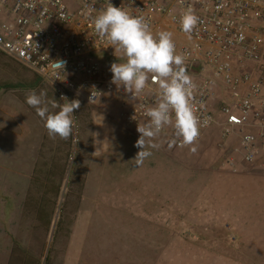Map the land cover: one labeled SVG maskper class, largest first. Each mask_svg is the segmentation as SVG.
<instances>
[{"label":"rangeland","instance_id":"obj_1","mask_svg":"<svg viewBox=\"0 0 264 264\" xmlns=\"http://www.w3.org/2000/svg\"><path fill=\"white\" fill-rule=\"evenodd\" d=\"M32 90L62 103L0 52V264H264V188L252 198L240 171L220 169L236 136L222 140L209 130L210 137L177 151L157 136L137 167L140 134L120 119L116 97L96 105L72 98L81 107L73 135L62 140L49 136L26 103ZM226 97L220 86L215 106ZM96 194L110 208L97 212ZM129 194L131 204L122 198ZM137 206L156 209L157 219L111 217Z\"/></svg>","mask_w":264,"mask_h":264},{"label":"built area","instance_id":"obj_2","mask_svg":"<svg viewBox=\"0 0 264 264\" xmlns=\"http://www.w3.org/2000/svg\"><path fill=\"white\" fill-rule=\"evenodd\" d=\"M110 2L148 18L153 33H173L176 52L186 56L184 67L196 85L192 105L200 135L194 144L218 129L222 140L237 137L220 162L221 170L238 173L240 167L254 166L264 171V0ZM107 4L108 0H0V52L48 84L62 103V95L88 105L116 97L125 126H143L150 119L145 110L155 106L159 88L150 78L132 98L111 83V64L124 60L97 35L91 19ZM185 8L199 18L190 36L179 23ZM56 61L65 62L63 72L54 67ZM220 86L227 97L213 106ZM92 94L96 98L89 103ZM158 136L168 151L194 145H184L171 126Z\"/></svg>","mask_w":264,"mask_h":264},{"label":"clouds","instance_id":"obj_3","mask_svg":"<svg viewBox=\"0 0 264 264\" xmlns=\"http://www.w3.org/2000/svg\"><path fill=\"white\" fill-rule=\"evenodd\" d=\"M91 19L97 35L105 39L124 60L123 63L111 64V83L118 88L123 87L132 98L147 87L150 78L159 88L155 106L145 110L149 121L143 126L138 124L137 127L140 136L135 142V147L140 151L134 159L136 166H141L144 160L152 155L145 149L155 147L151 142L166 126L174 128L175 135L182 139L184 145H193L200 135L199 118L192 105L196 85L184 67L186 56L176 52L173 33H153L148 18L134 15L127 8L116 7L110 0L107 6ZM179 23L181 30L190 36L198 25L199 18L191 8H185L181 11ZM54 67L63 72L65 62L56 61ZM95 98L92 94L89 103ZM60 99L63 103L48 99L44 91L37 94L32 90L26 95V103L34 108L44 121L49 136L68 140L76 127L73 113L74 110L80 109L81 101H69L63 95ZM192 150L195 151L194 148Z\"/></svg>","mask_w":264,"mask_h":264},{"label":"crops","instance_id":"obj_4","mask_svg":"<svg viewBox=\"0 0 264 264\" xmlns=\"http://www.w3.org/2000/svg\"><path fill=\"white\" fill-rule=\"evenodd\" d=\"M250 70L251 71H254V69L251 67L250 68ZM256 74H258V73H256ZM260 75H261V73H260ZM214 101L212 102V105L214 106ZM12 132V131H11ZM136 134H137V132H135ZM206 135H210L211 136V133H209V131L206 133ZM209 136V137H210ZM2 141V140H1ZM2 144V143H1ZM2 146V145H1ZM9 148H12V144L10 143V145H9ZM240 176H242V178H240L241 179V181L240 182H242V181H245V182H242L241 183V188H245V184H247V181H250L251 183H252V186L250 187L252 190L250 191V193H249V195H250V197H259L258 196V192H259V190L260 189H262V188H264V179H262L261 180V175L259 174V172H264L263 170H260L258 167H254V166H243V167H240ZM128 193H130V192H128ZM241 195V196H240ZM246 195V194H245ZM129 196H131L130 194L129 195H124L122 198H123V202H127V203H129V204H131L130 203V200L132 199V197H133V195L131 196V197H129ZM237 196H239L240 198H242V192H239V195H237ZM101 198H102V196H99L98 194H96V197H94V199H95V201L93 200V201H91V202H93V203H95V210H97V212H99L100 211V209L101 208H103V207H109L108 206V202H109V204H110V201L108 200V198H107V200H108V202H102V200H101ZM122 198H120V200L119 201H117V202H114V203H112L111 202V204L112 205H114V204H119V203H121V200H122ZM92 203V204H93ZM141 208H138V206L137 207H134V209L135 208H137L136 210V212H138V213H136V212H134L135 214H134V216H133V214L131 213V210H134L133 208H128L129 210H130V213H127L128 212V210L127 209H124V210H122L121 211V213L120 214H113L111 217H114V218H116V219H119V218H121V219H119V220H122V222L124 221V222H127L128 223V221H130V219L132 220L134 217L135 218H137V219H139V220H146L147 219V217H151V216H153L152 218H153V220H156L157 219V217H158V214H159V212L157 213L156 211V209H155V211L153 210V211H149V210H146V208H142V206H140ZM110 208V207H109ZM112 208V207H111ZM161 208V207H160ZM112 209H114L115 211H117L118 209H119V207H115V208H112ZM161 210V209H160ZM159 210V211H160ZM101 212V211H100ZM118 212H120V210H118ZM136 215V216H135ZM115 219V220H116ZM149 219V218H148ZM93 220V219H92ZM128 226H129V224H128ZM123 227V226H122ZM123 231H124V229H123ZM127 231H129V229L127 230ZM124 245V244H123ZM124 246H126V245H124ZM123 246V251L125 252V250L126 251H128L127 253H129V246L128 247H124ZM127 248V249H126ZM94 251H92V253H93ZM98 252V251H97ZM124 254V253H123ZM121 255H122V253H121ZM91 258H93V256L91 257ZM117 262H119V263H121V261H123L122 260V256L120 257V256H118L117 257V260H116ZM79 264H100V262H95V261H92L90 258L87 260V262L86 261H83V262H81V263H79ZM113 264H115V263H113ZM117 264V263H116ZM122 264H130V262L129 261H127V262H122Z\"/></svg>","mask_w":264,"mask_h":264},{"label":"trees","instance_id":"obj_5","mask_svg":"<svg viewBox=\"0 0 264 264\" xmlns=\"http://www.w3.org/2000/svg\"><path fill=\"white\" fill-rule=\"evenodd\" d=\"M158 137H160V136H158ZM161 138V137H160ZM163 140V139H162ZM163 142H164V140H163Z\"/></svg>","mask_w":264,"mask_h":264}]
</instances>
